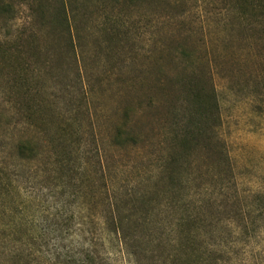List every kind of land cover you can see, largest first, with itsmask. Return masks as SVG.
Returning <instances> with one entry per match:
<instances>
[{"label":"rangeland","instance_id":"rangeland-1","mask_svg":"<svg viewBox=\"0 0 264 264\" xmlns=\"http://www.w3.org/2000/svg\"><path fill=\"white\" fill-rule=\"evenodd\" d=\"M63 1L68 32L50 25L59 0H0V161L14 169V144L31 133L17 109L36 94L54 121L78 118L91 182L61 170L48 148V174L43 158L21 166L18 209L6 220L0 208V264H48L58 245L81 243L96 264H264V0ZM19 73L27 85H15ZM184 78L213 88L220 119L210 141L182 152L171 123ZM130 124L136 145L115 138ZM171 152L184 155L186 180L175 208L158 189L137 199ZM111 203L125 247L109 229ZM62 208L72 220L60 236ZM183 231H195L193 250H178Z\"/></svg>","mask_w":264,"mask_h":264},{"label":"trees","instance_id":"trees-1","mask_svg":"<svg viewBox=\"0 0 264 264\" xmlns=\"http://www.w3.org/2000/svg\"><path fill=\"white\" fill-rule=\"evenodd\" d=\"M50 25L54 32L55 30L56 32L58 30L61 32H68L69 21L63 0H59L55 9V15L52 19L50 18ZM32 49L34 51V47L30 50ZM31 55L33 56L34 54ZM1 57L4 59L6 58L3 55ZM18 77L19 78L15 80L16 86L23 85L24 83L27 85L28 78L25 74L19 73ZM175 85L179 95H182V98L176 100L178 110L175 112L176 114H173V122L171 123L173 126L171 142L174 143V145L178 144L181 147L182 152H184L191 143H194V141L196 142L201 139L210 141V132L218 125L220 117L218 113L217 98L212 87L204 85L197 79L190 78L177 80ZM26 95H29L32 104L26 102V104L20 105L21 107L17 109V113L21 114L23 119L21 118L20 121L27 127V130L31 131V133L19 138L14 144V159L17 160L12 166L14 169H9L8 165L3 161H0V208L3 210L1 216L5 217L6 220H9L14 216L13 205H15L16 210L18 209V204L14 203L15 196L20 194V187L16 182L18 177L17 171H21V169H23L21 166L24 164L32 163L43 158L42 155L45 153V148L50 149V152L56 156L57 164L61 166L59 168H61V170H64L65 168V170L78 179L80 183L82 182L81 185H83L85 181L83 178L86 179L87 182H91L86 171L87 165H89L88 160L90 158L83 160L78 154L83 147V142H81L80 139L82 136L81 124L79 123L78 118L71 115L58 116L54 121L52 119L53 115L51 116V114L48 113L46 106L41 101L35 99L36 94L32 95L30 93ZM189 95H191L192 98H189ZM130 125H124L123 127L126 126V129H122L123 127L120 128V131L118 130V133L115 134V138L119 139L125 134L128 144L136 145L138 143V136L134 133L132 125ZM65 140H67L68 143ZM73 152L77 153L78 156H74ZM97 156L95 163L99 166V171L103 172L99 153H97ZM183 158V154L171 152L165 159L163 167H161L162 169L160 168L159 170H156L152 176L148 177L141 184L144 185L146 189L137 199L141 200L149 194H156L158 189L161 192L172 195L173 201L171 202V206L175 208V205L173 204L175 197L173 196L176 195V189L182 186L183 183H186V180L182 179L179 172V169L184 162ZM77 159L79 160L78 164L76 163ZM41 161L45 165L43 172L48 174L50 171L48 167L46 168V165L48 166L46 160L43 158ZM48 176L51 177L50 174ZM53 191L54 190L52 189L50 192ZM52 195L56 196L53 193ZM63 195L64 193H59V196L63 197ZM176 201L181 204H185L184 202H186L185 199ZM59 203L61 204L62 202H59V200L54 201V205L56 206L60 205ZM25 204L26 203L24 202L22 205ZM68 205L70 204L68 203ZM64 206L65 205L62 204L60 207ZM111 207L115 215L113 218V224L109 229L115 235L120 233L125 247V241L128 236L127 234L125 235L123 231L122 219L118 216V207L115 205L113 206L112 203ZM149 213L150 211L145 209L144 216H148ZM59 214L60 218H63L62 216L64 215L66 216L65 224L59 223L57 220L54 221V226H56L54 227V232L58 231L61 236L64 231V226L66 227V230L70 227L72 217L67 216V213L63 208ZM187 222L188 220L183 217L177 219V225H184ZM2 226L4 231L10 230L12 228V223L10 221V223L8 222ZM184 232L185 231H183L182 235L184 236L182 238L184 243L179 244L178 250L187 252L189 247L192 248L190 243H192L191 239L195 237V231ZM60 238V240L64 239V237ZM17 251L16 247H12L8 250L7 256H14ZM95 257L94 251L83 243L77 244L73 249H64V247L58 245L53 256L48 260V264H96Z\"/></svg>","mask_w":264,"mask_h":264}]
</instances>
